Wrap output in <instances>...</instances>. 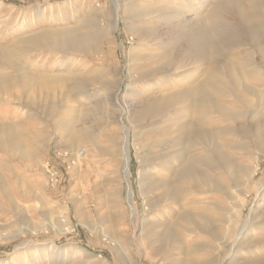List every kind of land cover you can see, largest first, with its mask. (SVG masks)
I'll return each mask as SVG.
<instances>
[{
  "label": "rangeland",
  "instance_id": "374dc122",
  "mask_svg": "<svg viewBox=\"0 0 264 264\" xmlns=\"http://www.w3.org/2000/svg\"><path fill=\"white\" fill-rule=\"evenodd\" d=\"M116 1L117 10L113 0H0V31L10 30L1 41L4 45L20 34L45 29L79 28L83 35L93 37L91 41L86 38L88 46L80 48L85 53L32 51L26 58H16L24 63L32 61L36 82L33 78L19 80L5 96L0 95L7 99L0 102V126L16 133L19 143L18 149L10 143L0 147V235L5 236L0 240V264H43L42 257L49 247L52 255L67 253L62 260L54 259L53 264H240L244 258L239 255L221 262L222 258L204 244L217 237L228 220H264V72H259L260 79L241 77L237 85L234 79L232 84L228 75L221 74L217 89L191 102V106L196 103L192 117L197 120L206 113V124L214 121L213 97L229 107L230 113L235 110L239 114L232 119L222 117V123L216 126L223 127L224 133L210 142L211 158L230 161L227 174L212 171L211 178L218 184H230L234 196L225 198L215 192L193 195L195 201L206 202L196 204L195 212L199 222L212 224L210 231L176 242L166 235L163 226L147 228V219L155 221L157 213L146 212H151L152 205L165 211V187L156 178L164 174L162 164L174 145L173 124L188 113L189 101L171 103L145 117L135 115L146 102L160 101L204 79L215 63L184 58L176 69L166 72L167 58L158 35L163 40L168 36L169 9L157 12L158 0ZM201 1L166 2L185 12L187 26H194L205 14ZM50 4L49 11L46 8ZM198 11L201 14H194ZM262 18L259 15L256 19L259 27L255 22L250 27L264 37ZM240 24L237 34L249 45L228 49L230 37L224 31L213 39L218 48L229 51L228 58L239 59L244 49L254 50L251 35ZM208 26L211 28L206 22L205 31L210 29ZM0 73L12 77L16 74L9 68H0ZM41 76L72 79L61 84L49 80L39 84ZM242 79L255 90L245 91ZM75 82L79 84L77 91L72 89ZM123 127L128 129L131 202L123 169ZM71 141H76L80 150L88 149L89 156L81 159L79 168L73 164L72 149L66 147ZM37 153L36 158L33 155ZM247 166H253L256 174L242 191L237 176ZM236 195L243 200L242 207L237 206ZM49 207L65 209V214L56 215L55 220L67 219L70 231L60 234L45 228ZM255 236L264 240V229L255 230ZM31 256L36 261H30Z\"/></svg>",
  "mask_w": 264,
  "mask_h": 264
},
{
  "label": "bare ground",
  "instance_id": "6f19581e",
  "mask_svg": "<svg viewBox=\"0 0 264 264\" xmlns=\"http://www.w3.org/2000/svg\"><path fill=\"white\" fill-rule=\"evenodd\" d=\"M166 1L170 2L173 0H158L159 5L157 7V12L165 9H169L170 11H168V13L171 20L169 22V25H167V27L165 26L168 36L165 38V40H163L159 38L160 34L158 35V40H160L159 46L161 49H163L164 56L167 58V65L165 67L166 72L173 71L174 68L176 69L175 66H177V64L184 58H188L190 60L203 59L206 63H208V65L215 63L210 68L211 73H209L208 76H206L204 79L200 80L196 84L187 86L184 90L170 93L160 101L154 99L146 102L141 106L140 110L135 115V117L137 118L145 117L151 113L161 110L162 108L174 102L189 101L190 103H188V106L186 107L188 113L183 117L182 120H179L178 122H175L173 124V127L175 128L174 132L175 134L177 133L176 136L175 134H173L174 136L172 138V141H174V145L169 147V150L167 151L168 159L162 164L161 170L164 174H162L161 177L156 178L161 183V185L165 187V194L162 201L164 203L163 206L165 207V211L157 210L158 208H156L155 205L150 206L149 208H151L152 210L151 212H146V215L157 213L156 220L150 221L149 219H147L145 224L147 228L150 227L151 229L163 226L166 235L170 239H175L176 242L180 243L182 242L181 240L183 237L191 239L197 234V232H201L203 234L209 233V226L212 225L205 223L202 224L197 220L195 205L202 204L205 201L197 202L195 201L193 195H195L196 193H198L199 195H207L210 192H215L225 198H229V195L234 196V194L230 192V184H227L226 181V183H223L221 181V184H218L219 181L215 183L217 180L213 182L214 180L211 178L210 172L212 171L223 170L225 174H227L230 167V161L220 160L215 157L211 158L210 153L212 149L210 142L213 140L217 141L218 137L222 133H224L223 127L216 126V123H222V117L232 119L236 118V116H238L239 114L235 110L230 113L229 107L225 106L217 98L213 97L212 115L214 116L212 117H214V121L206 124V122H204V119L208 118L205 117L207 115L206 113H204L205 115L203 116L201 115L199 119L197 117V120L192 117L193 105L196 103L191 106V102H195V99H202L208 91L217 89L220 85L219 83L221 82V74L228 75L230 78L229 82H232V84H234L236 80L240 79L241 81V77L244 76L260 79L261 74L259 72H264V37L260 36L259 31L257 32L253 30L250 27V23L255 22V27H259L260 23L256 19H258L259 15L263 17L262 19H264V0H202L201 3L204 4L202 7L205 8L204 17H202L200 20L198 18L197 23H195L194 26L190 25L191 27L187 26L188 19L183 17L185 12H182V10H178L177 7L168 4ZM113 3L115 9L117 10V1L113 0ZM51 7L52 5L50 4L46 9L50 11ZM201 12L202 11L194 12V14L198 15L201 14ZM206 22L210 23L211 25V28L208 26L210 28L208 31H205L204 29V24H206ZM239 24H243L245 26V29L248 31V34L251 35L249 39L254 43V50L244 49L243 51H241V58L239 59L235 57L228 58L229 51L227 52L222 50L221 48H218L214 44L213 39L217 36V33L219 31H224V33L228 34L230 37L229 41L231 44L228 49H237L239 47H245L249 45L243 43L242 39L237 34L238 28L236 27ZM41 27L42 24H39L38 28ZM205 27L207 28V25ZM78 29H45L40 31L38 30L36 32L32 31L29 34L23 33L20 34L19 37H15L16 40H13L7 45L2 44L1 41L7 33H10V30L6 29L5 31H0V68H9L16 73L15 77H12V75L9 73H0V95L5 96L6 91L13 89L19 80L21 81L22 79L33 78L32 80H35L36 82V79L34 78V76H36L35 68H33L32 66V61L29 63H24L21 60H16V58H26L32 51H55L58 54L61 53L62 55H67V52L70 50L80 51V48H84L85 45H87L85 43L87 41H91L93 37H91L92 34H87L89 37L83 35L82 32H79L80 29ZM253 33H255L254 36H252ZM155 35L157 36V34ZM91 47H89V49H91ZM95 48L96 47H94V49ZM80 52H84V50H81ZM217 56H219L221 59H217ZM61 77L56 78L55 80H50L46 77L41 76L37 79V83L47 84V82L51 81L52 83L61 84L67 81L70 82V80L72 79L70 76H67L66 78ZM233 79L235 81L234 83ZM245 80L242 79L244 86L243 89L245 91L255 90V88L252 87L251 84H248ZM78 85L77 83L76 85H72V89L77 91ZM235 85H237V82ZM69 86L68 88H71ZM230 92L232 93V90ZM0 102H7V99L0 97ZM77 105L78 104H76L75 107H78ZM123 132L125 139L123 152V169L127 180V197L131 202L132 190L128 183L129 173L127 169L129 163V153L127 148L128 129L123 127ZM77 133L79 134V131H77ZM81 134L82 133L80 131V136ZM86 136H88V134H86ZM17 138V134L10 130L9 127L0 126V147L4 143H10L13 149H18L19 143ZM76 141H71L72 143L68 144V146L66 147L68 149H72L74 157L73 164L74 166H76L75 168H79L81 159H87L89 155L87 148L81 150L80 148L78 149V144L75 143ZM33 156L37 158L38 153ZM255 174L256 169L253 166H247L238 173L237 178L242 185V191L246 190L247 187L252 183ZM238 180H236V182ZM237 196L238 195L235 196L236 199L238 198ZM237 206H243L242 199H237ZM218 210L221 211L220 208ZM47 212L48 223L46 224L45 228L57 230L60 234H64L70 229V225L67 219H62L60 217L58 221L55 220L56 215L58 216L62 213L65 214V209L60 207H49ZM132 212L133 214H135V209L133 207ZM234 217L238 218L239 216L237 214ZM165 218H169L170 220H168L167 222L166 220H164ZM254 218L255 214L252 219ZM216 219L217 218H215V221L221 222V219ZM224 223H226V226H222V228L217 233L218 236L212 238L209 244L205 243L204 245L207 244V247L204 245L203 246L208 248L212 252H215V256H217V258H219L220 256L222 258L221 262L228 257L239 255L240 257L244 258V260L240 264H260V262L263 263L264 254L261 253H264V245L260 246V244L262 242L264 243V240L255 236V230L260 229L263 231L264 220H261L259 222H252L250 221V219H247L245 222L239 223L238 220L231 219ZM251 224L254 225L252 226V228H249ZM218 226L220 225H217V227ZM217 227L215 226V228ZM39 229L41 228L34 229L33 231H37ZM2 239H5V236L0 235V240ZM52 252L53 250L50 247L47 248V252L45 251L46 255L42 257L43 264H53L55 263V260L56 262L58 260H62L67 255L65 251L60 254L61 256L52 255ZM244 254L249 256L245 258ZM30 261L33 262L36 261V259L31 256ZM3 264L11 263L7 261Z\"/></svg>",
  "mask_w": 264,
  "mask_h": 264
}]
</instances>
